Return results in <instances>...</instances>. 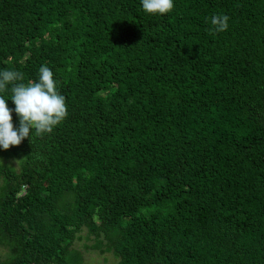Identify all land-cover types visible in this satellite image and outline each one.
<instances>
[{
  "label": "trees",
  "instance_id": "obj_1",
  "mask_svg": "<svg viewBox=\"0 0 264 264\" xmlns=\"http://www.w3.org/2000/svg\"><path fill=\"white\" fill-rule=\"evenodd\" d=\"M173 2L0 0V70L68 110L0 148V264H264V0Z\"/></svg>",
  "mask_w": 264,
  "mask_h": 264
},
{
  "label": "clouds",
  "instance_id": "obj_2",
  "mask_svg": "<svg viewBox=\"0 0 264 264\" xmlns=\"http://www.w3.org/2000/svg\"><path fill=\"white\" fill-rule=\"evenodd\" d=\"M142 9L150 15L167 14L174 8L173 0H141ZM227 15H213L210 33L228 29ZM9 93L14 109H10L3 94ZM19 118V126L12 123V112ZM65 97L57 88L52 70L41 65L37 80L24 82L23 73L0 70V148L18 146L35 130L37 136L50 134L67 116Z\"/></svg>",
  "mask_w": 264,
  "mask_h": 264
},
{
  "label": "rangeland",
  "instance_id": "obj_3",
  "mask_svg": "<svg viewBox=\"0 0 264 264\" xmlns=\"http://www.w3.org/2000/svg\"><path fill=\"white\" fill-rule=\"evenodd\" d=\"M91 241L84 240V232L80 234V239L74 242V247L82 251L83 244H89ZM116 259L108 254H99L95 251H86L83 254L84 264H112Z\"/></svg>",
  "mask_w": 264,
  "mask_h": 264
}]
</instances>
